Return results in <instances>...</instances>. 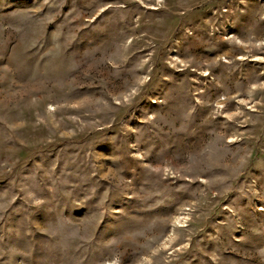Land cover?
I'll return each mask as SVG.
<instances>
[{
    "label": "rangeland",
    "instance_id": "rangeland-1",
    "mask_svg": "<svg viewBox=\"0 0 264 264\" xmlns=\"http://www.w3.org/2000/svg\"><path fill=\"white\" fill-rule=\"evenodd\" d=\"M0 264H264V0H0Z\"/></svg>",
    "mask_w": 264,
    "mask_h": 264
}]
</instances>
